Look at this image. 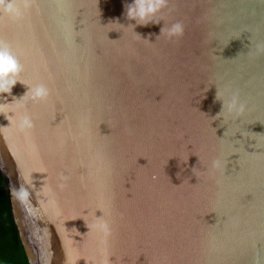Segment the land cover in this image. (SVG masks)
I'll use <instances>...</instances> for the list:
<instances>
[{
    "label": "water",
    "instance_id": "obj_1",
    "mask_svg": "<svg viewBox=\"0 0 264 264\" xmlns=\"http://www.w3.org/2000/svg\"><path fill=\"white\" fill-rule=\"evenodd\" d=\"M30 2L0 13L23 66L0 171L29 264H264V0H169L135 31L131 0Z\"/></svg>",
    "mask_w": 264,
    "mask_h": 264
},
{
    "label": "clouds",
    "instance_id": "obj_2",
    "mask_svg": "<svg viewBox=\"0 0 264 264\" xmlns=\"http://www.w3.org/2000/svg\"><path fill=\"white\" fill-rule=\"evenodd\" d=\"M168 2L169 0H131V3L125 5V14L129 21H134L135 23H129L125 27L131 26L134 30L138 25L159 24L161 20L157 19V16L168 6ZM30 7V0H0V13L13 19L21 18ZM183 31V24L177 22L166 30V35L169 38H175L181 36ZM164 32L165 29L162 28L161 34ZM22 72L23 66L16 55L13 54L10 45L0 41V95H11L12 89L17 82L22 83L20 80ZM27 86L29 89L28 93H30L27 97L28 99L43 100L49 94V90L44 84H37L34 87L31 85ZM227 107L229 111L243 110V105L239 103L238 98L235 96L228 102ZM16 195L21 200H26L28 193L21 188Z\"/></svg>",
    "mask_w": 264,
    "mask_h": 264
},
{
    "label": "trees",
    "instance_id": "obj_3",
    "mask_svg": "<svg viewBox=\"0 0 264 264\" xmlns=\"http://www.w3.org/2000/svg\"><path fill=\"white\" fill-rule=\"evenodd\" d=\"M0 264H29L14 223L6 181L0 171Z\"/></svg>",
    "mask_w": 264,
    "mask_h": 264
}]
</instances>
